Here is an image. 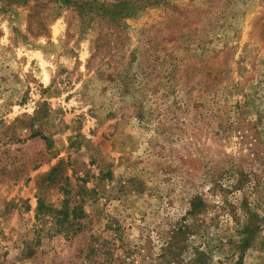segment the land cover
I'll return each instance as SVG.
<instances>
[{
    "label": "rangeland",
    "instance_id": "1",
    "mask_svg": "<svg viewBox=\"0 0 264 264\" xmlns=\"http://www.w3.org/2000/svg\"><path fill=\"white\" fill-rule=\"evenodd\" d=\"M0 264H264V0H0Z\"/></svg>",
    "mask_w": 264,
    "mask_h": 264
},
{
    "label": "trees",
    "instance_id": "2",
    "mask_svg": "<svg viewBox=\"0 0 264 264\" xmlns=\"http://www.w3.org/2000/svg\"><path fill=\"white\" fill-rule=\"evenodd\" d=\"M43 209H44V204L42 203V200H40V198H39L38 202H37V212L40 215H43L44 214ZM21 244L23 245V248L21 249L22 258L23 259L31 258L33 256V254H34V251L31 248V242L23 241V242H21ZM4 255H6V253H4Z\"/></svg>",
    "mask_w": 264,
    "mask_h": 264
}]
</instances>
